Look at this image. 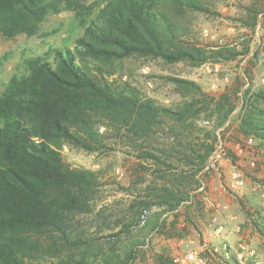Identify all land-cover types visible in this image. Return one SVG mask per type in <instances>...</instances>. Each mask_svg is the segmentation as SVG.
Wrapping results in <instances>:
<instances>
[{"label": "trees", "instance_id": "1", "mask_svg": "<svg viewBox=\"0 0 264 264\" xmlns=\"http://www.w3.org/2000/svg\"><path fill=\"white\" fill-rule=\"evenodd\" d=\"M62 2L75 7L80 0H0V27L8 36L31 33ZM258 6H244L245 14L235 19L255 30L263 10ZM197 12H212L210 0H105L84 22L73 48H52V59L27 58L24 72L5 84L0 94V264H135L149 233L176 228V218L168 226V213L178 217L184 207L189 216L191 190L203 186L202 173L224 138L217 129L230 119L237 100L242 104L238 131L264 148V82L215 96L196 80L170 76L181 94L172 105L117 75L115 63L132 56L195 67L250 53L245 38L200 41L192 16ZM211 121L213 130L203 127ZM112 137L154 164L139 162L134 168L135 179L124 189L139 192L104 246L101 237L86 236L73 224L76 215L91 210L104 184L102 172L74 166L62 147L98 152L113 148ZM153 206L163 210L149 215ZM259 217L264 236V215ZM155 261L178 264L164 253Z\"/></svg>", "mask_w": 264, "mask_h": 264}, {"label": "rangeland", "instance_id": "2", "mask_svg": "<svg viewBox=\"0 0 264 264\" xmlns=\"http://www.w3.org/2000/svg\"><path fill=\"white\" fill-rule=\"evenodd\" d=\"M252 2H256L264 12V0H210L212 12H197L192 15L200 41L204 44L234 43L242 37L249 39L252 50H255L260 38L264 39V30L251 32L242 28L241 23L235 19L236 16L245 14L244 6ZM104 3L105 0H80L79 5L74 7L62 2L56 7H51L38 27H35L36 30L31 33L22 31L8 36L0 27V94L13 75L24 72L27 58L47 55L50 57V50L56 47L73 48L75 39L82 34L84 22ZM261 18L264 19V14ZM205 29L214 37L204 35ZM255 57L237 58L226 62L219 71H208L205 66L194 67L186 62L169 64L160 59H144L137 56L126 58L121 63L116 62L115 67L117 75L123 76V79H129L145 93L161 102L173 105V102L181 100V94L175 82L169 79L170 76L196 80L205 91L215 96L239 86H243L244 89L249 84L258 88L264 82V55L262 63ZM240 94L241 92L238 96ZM234 98L237 99L236 96ZM241 106V102L238 103L237 100V108L230 119L217 129L220 131L219 136L224 134V138L216 143L217 166L204 170L203 186L197 191L191 190L194 197L188 209L189 216L185 215L184 207H180L178 217L168 213V226L172 218H176L178 222L176 228L170 226L164 232L149 233L148 238H145L148 245L139 252L135 264H156V257L160 253L179 259L178 264H191L182 261L189 250L196 251L206 264H264V236L260 233L257 223L261 219L259 215H264V148L260 147V140L244 136L238 131ZM204 113L201 114L202 117H205ZM203 122V127L213 130L214 121L209 124ZM114 138L112 137L109 143L113 146L112 149L98 152L73 148L69 144L62 147L65 157L74 166H84L102 172L104 184L92 202L91 210L76 215L73 224L86 236L101 237L100 242L104 246L110 241L109 234L121 227V220H125L129 206L139 192H133L131 188L124 189L135 179L134 168H140L139 162L154 164L152 160L140 159L137 151L127 142L115 143ZM160 141L164 140L160 138ZM237 145L243 147V153L238 151ZM241 178L242 182L238 187L231 186L234 180ZM150 180L151 176L146 178L144 184ZM215 200L230 205L229 213H242L241 221L227 224L229 229L241 224V230L238 232L235 230L241 237L237 241L224 238L214 241L211 239L212 236L204 231L198 234L199 227L208 226L210 219L217 216V213L225 215L218 212L214 205ZM161 210L163 209L153 206L148 213L150 215ZM224 224L226 227V223ZM138 228L140 229L134 228L132 233H138L136 232ZM191 229L194 230L193 234L190 233ZM168 233L174 236H169ZM184 235L186 238L183 242L181 237ZM127 239L128 237H124L122 242L118 241L120 246L126 243ZM190 239H194L195 242H188ZM225 242L231 254L230 258L224 257L221 253V244ZM240 252L244 255L243 262L238 259Z\"/></svg>", "mask_w": 264, "mask_h": 264}, {"label": "crops", "instance_id": "3", "mask_svg": "<svg viewBox=\"0 0 264 264\" xmlns=\"http://www.w3.org/2000/svg\"><path fill=\"white\" fill-rule=\"evenodd\" d=\"M264 14V12H261L260 13V21H259V23H258V25H257V27H256V29L255 30H251V29H249V28H247V27H244L243 25L241 26L242 28H244V29H249L251 32H254V31H256L257 30V32H258V30H264V19H262L261 18V16ZM204 35H206V36H209L210 35V37H214V35H212V34H210L209 33V31H208V29H205L204 30ZM260 37V36H259ZM241 39H242V37H241ZM241 39L237 42H234V43H239L240 41H241ZM251 42V41H250ZM250 47H251V44H250ZM263 55H264V39L262 40L261 38H260V40H259V43H258V46H257V48L255 49V50H252V47H251V50H250V53L247 55V56H245V57H243V58H247V59H250V58H252V57H254V56H256L255 58L259 61V62H261L262 63V61H263ZM227 62H230V61H227ZM224 63H226V62H205L204 64H202V66H205V68L208 70V71H210L209 69H208V66H210L213 70H215L216 69V67H219V69L221 68V66L224 64ZM212 70V71H213ZM219 71V70H218ZM242 179V178H241ZM221 202H223L224 203V201H221ZM224 204H226L227 205V208L226 209H222V208H218V212H223L225 215H222V214H218L217 213V216H213L211 219H210V221H209V224H208V226H205L204 225V227H199L200 228V230L198 231V234H201V232L203 233V231L204 232H206V234H210V236H212V238L211 239H214V241H216V240H218L219 238H224V239H228L229 241H237L238 239H240L241 237H240V234L239 233H237L238 231H240L241 230V224L240 225H238V226H235V227H233V228H228V226L229 225H227L228 223H230V224H233L234 223V221H241L242 219H243V217H242V213H239V214H232V213H229L228 212V209L229 208H231V206L230 205H228L227 203H224ZM235 208V207H234ZM245 216V215H244ZM216 220V223H214L213 224V220ZM237 219V220H236ZM219 221H221L222 223L221 224H219L218 222ZM226 223V227H225V224L224 223ZM236 224V223H235ZM206 227V228H205ZM218 227H221V230H218ZM192 230V232H190L191 234H193L194 232V230L193 229H191ZM237 232H236V231ZM195 232H197V230L195 231ZM179 237V236H178ZM185 238H186V236L184 235L183 237H181V241H185ZM188 242H192V243H194L195 242V240L194 239H190V240H187ZM220 241V240H219ZM222 245V246H221ZM220 246H221V253L224 255V257H227V258H230L231 257V254H230V252L226 249V248H228L227 247V243L225 242V243H223V244H221ZM241 245V244H240ZM244 246V245H243ZM216 249H218V248H216Z\"/></svg>", "mask_w": 264, "mask_h": 264}, {"label": "built area", "instance_id": "4", "mask_svg": "<svg viewBox=\"0 0 264 264\" xmlns=\"http://www.w3.org/2000/svg\"><path fill=\"white\" fill-rule=\"evenodd\" d=\"M208 69L210 71L213 70L210 66H208ZM215 70L218 71L219 70V67H216ZM263 81H264V78H263ZM237 149H238V151L240 153H243L244 152L243 147L240 146V145H237ZM217 160H218V155L216 153H214V155L211 157V160H210L209 165L207 166V169H209L211 167H215L216 168V166H217V164H216L217 163ZM241 182H242V179L234 180L232 182L231 186L234 187V188H236V187H238L239 184H241ZM214 205L216 207L222 208V209H226L227 208V205L224 204L223 202H221L220 200H215L214 201ZM213 221H214L213 224L216 223V220L215 219ZM218 230H221V227H218ZM243 257H244V255H243L242 252L238 253V259L241 262H243ZM175 261L178 262L179 259H175ZM182 261H186V262H189L191 264H206V261L203 258L199 257L198 253L196 251H194V250L187 251V253L185 254V256L182 258Z\"/></svg>", "mask_w": 264, "mask_h": 264}]
</instances>
